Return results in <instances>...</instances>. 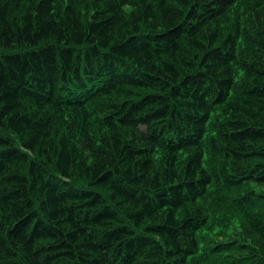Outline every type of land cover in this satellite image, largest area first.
Masks as SVG:
<instances>
[{
  "label": "trees",
  "instance_id": "16d2710c",
  "mask_svg": "<svg viewBox=\"0 0 264 264\" xmlns=\"http://www.w3.org/2000/svg\"><path fill=\"white\" fill-rule=\"evenodd\" d=\"M262 187L264 0H0V264H264Z\"/></svg>",
  "mask_w": 264,
  "mask_h": 264
},
{
  "label": "rangeland",
  "instance_id": "374dc122",
  "mask_svg": "<svg viewBox=\"0 0 264 264\" xmlns=\"http://www.w3.org/2000/svg\"><path fill=\"white\" fill-rule=\"evenodd\" d=\"M250 188H253V187L250 186ZM255 191L264 193V187L255 188ZM233 229H235L234 225H227L224 227H219L211 223L209 228L200 234L201 239H202L201 241L205 244L204 240H206V243L212 241L213 239L220 240L223 238L220 235H227L228 233L231 234L233 233Z\"/></svg>",
  "mask_w": 264,
  "mask_h": 264
},
{
  "label": "bare ground",
  "instance_id": "6f19581e",
  "mask_svg": "<svg viewBox=\"0 0 264 264\" xmlns=\"http://www.w3.org/2000/svg\"><path fill=\"white\" fill-rule=\"evenodd\" d=\"M3 52V51H2ZM104 111V110H103ZM93 113V112H92ZM92 116H93V114H92ZM95 116V115H94ZM90 116H88V118H89ZM90 126H93L92 124L90 125ZM94 127V126H93ZM95 128V127H94ZM171 129V128H170ZM101 130V129H100ZM5 132V131H4ZM94 132H95V130H94ZM100 132V131H99ZM9 134V133H8ZM104 134V133H103ZM108 134V133H107ZM10 135V134H9ZM15 137V136H14ZM100 137V136H99ZM98 137V138H99ZM93 138V137H92ZM13 140H14V138H13ZM97 140V139H96ZM98 141H99V139H98ZM17 149V148H16ZM86 150V149H85ZM88 151V150H87ZM75 184H76V182H75ZM261 198V197H260Z\"/></svg>",
  "mask_w": 264,
  "mask_h": 264
}]
</instances>
